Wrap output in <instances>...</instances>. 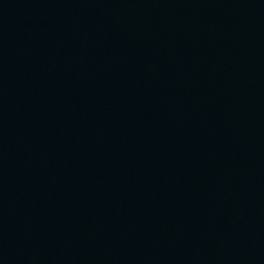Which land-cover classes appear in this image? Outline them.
<instances>
[{"label": "water", "instance_id": "obj_1", "mask_svg": "<svg viewBox=\"0 0 264 264\" xmlns=\"http://www.w3.org/2000/svg\"><path fill=\"white\" fill-rule=\"evenodd\" d=\"M0 264H264V0H0Z\"/></svg>", "mask_w": 264, "mask_h": 264}]
</instances>
